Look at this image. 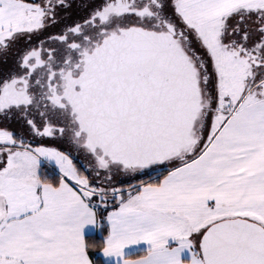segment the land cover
<instances>
[{"label": "snow or ice", "instance_id": "snow-or-ice-1", "mask_svg": "<svg viewBox=\"0 0 264 264\" xmlns=\"http://www.w3.org/2000/svg\"><path fill=\"white\" fill-rule=\"evenodd\" d=\"M0 264H264V0H0Z\"/></svg>", "mask_w": 264, "mask_h": 264}]
</instances>
